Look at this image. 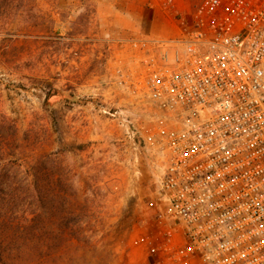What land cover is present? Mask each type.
<instances>
[{"label":"rangeland","instance_id":"rangeland-1","mask_svg":"<svg viewBox=\"0 0 264 264\" xmlns=\"http://www.w3.org/2000/svg\"><path fill=\"white\" fill-rule=\"evenodd\" d=\"M126 1L0 0V118L15 124L26 155L51 152L81 190L71 208L82 201L84 221L71 227L91 243L72 247L71 264H149L172 223L158 192L167 156L146 140L155 110L118 82L117 69L133 59L120 40L167 39L150 29L155 12L178 23L200 0H149L135 26ZM50 87L57 93L46 102Z\"/></svg>","mask_w":264,"mask_h":264},{"label":"built area","instance_id":"built-area-1","mask_svg":"<svg viewBox=\"0 0 264 264\" xmlns=\"http://www.w3.org/2000/svg\"><path fill=\"white\" fill-rule=\"evenodd\" d=\"M178 28L120 40L118 82L155 110L146 140L167 156L172 223L149 264H264V0H200Z\"/></svg>","mask_w":264,"mask_h":264},{"label":"trees","instance_id":"trees-1","mask_svg":"<svg viewBox=\"0 0 264 264\" xmlns=\"http://www.w3.org/2000/svg\"><path fill=\"white\" fill-rule=\"evenodd\" d=\"M56 93L50 87L46 102ZM16 132L0 118V264H71L72 247L91 243L81 226L71 227L84 221L82 201L78 211L71 208L81 190L67 164H53L51 152L26 155Z\"/></svg>","mask_w":264,"mask_h":264},{"label":"crops","instance_id":"crops-1","mask_svg":"<svg viewBox=\"0 0 264 264\" xmlns=\"http://www.w3.org/2000/svg\"><path fill=\"white\" fill-rule=\"evenodd\" d=\"M121 2L124 0H120ZM149 0H127L126 3H122L121 8L123 15H125L126 23L131 26L140 24L145 19V5ZM101 2L98 4L99 16L102 15ZM102 17V16H101ZM150 29L153 30L155 34L162 38H171L178 34L179 28L178 23L173 21L172 17L162 15L158 10L154 14L153 22L150 23ZM130 135V134H129ZM130 136H134L131 134ZM129 136L128 142L131 141ZM127 140V139H126Z\"/></svg>","mask_w":264,"mask_h":264}]
</instances>
